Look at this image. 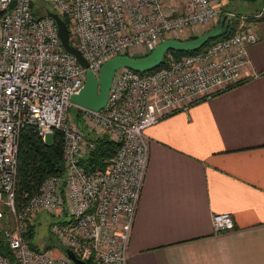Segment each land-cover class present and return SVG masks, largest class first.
<instances>
[{
    "label": "built area",
    "instance_id": "built-area-1",
    "mask_svg": "<svg viewBox=\"0 0 264 264\" xmlns=\"http://www.w3.org/2000/svg\"><path fill=\"white\" fill-rule=\"evenodd\" d=\"M38 1L68 21L70 45L85 68L63 50L46 12L33 15L31 6ZM218 14L210 0H0V235L11 253V259L0 255V264H68L52 255L54 249L29 247L27 230L42 212L56 219L48 234L76 259L127 264L148 161L145 130L243 81L246 49L257 37L240 28L201 51L168 56L166 67L146 74L119 68L98 111L74 105L70 97L82 88L86 72L97 77L111 57L146 55L187 30L210 29ZM69 109L83 128L117 143L104 171L87 173L78 165L92 145ZM26 127L43 143L60 135L63 170L60 177H45L17 209V147ZM232 228L229 214L211 217L213 233Z\"/></svg>",
    "mask_w": 264,
    "mask_h": 264
},
{
    "label": "crops",
    "instance_id": "crops-1",
    "mask_svg": "<svg viewBox=\"0 0 264 264\" xmlns=\"http://www.w3.org/2000/svg\"><path fill=\"white\" fill-rule=\"evenodd\" d=\"M245 23L243 81L145 130L127 264H264V21ZM221 213L233 228L216 234Z\"/></svg>",
    "mask_w": 264,
    "mask_h": 264
},
{
    "label": "trees",
    "instance_id": "trees-1",
    "mask_svg": "<svg viewBox=\"0 0 264 264\" xmlns=\"http://www.w3.org/2000/svg\"><path fill=\"white\" fill-rule=\"evenodd\" d=\"M230 1L231 0H226L227 3H230ZM239 1L245 3H252L255 2L256 0H239ZM260 4L262 7H264V0H260ZM45 6L46 5L40 3L39 1L35 5H32L31 9L32 11H35L34 13L32 12L33 15L34 16L37 15L38 17H40L43 16L45 12H50L49 10L46 9ZM221 10H222L221 17L225 16L224 31L222 35L218 38L207 41L206 44L198 51L205 49L206 47L210 46L217 40L227 38L236 31V27L238 23H240V21L238 22V17L229 18L228 17L229 11H227L224 7H222ZM61 20L65 23L67 29L69 30L68 21L64 17L61 18ZM259 20L264 21V16H261ZM217 24L218 21L212 27L216 26ZM194 38L195 37L187 38L185 40H190ZM69 42L70 44L72 43L70 31H69ZM191 53L192 52L174 53L168 51L164 54L162 62L157 67V69L166 67L168 65V56L172 58H178L180 56L189 55ZM142 56L144 55H131L130 57L138 58ZM138 74H146V73H138ZM73 119L76 122L77 126L80 128L86 142L92 145V148L85 154V156L79 159L78 165L87 173H92L94 171H104L109 163V160L114 156V153L117 148V143L109 140L103 134H94V133L90 134L84 131V128L82 125H80V122L77 119V116L74 114V111H73ZM61 156H62V140L58 133H54L51 136L50 143L47 142L43 143L39 140L35 131L30 127H26L20 132L18 138V147H17L16 182L14 189L15 203L17 209L20 208L22 205H24V203L29 197H31L34 193H36L40 183L45 177L49 175H55L59 177L62 176V173L57 172V167L62 162ZM34 227L35 225L28 228L26 233V238L28 239V245L30 248L39 249L37 248V246L31 243V239L34 233L33 231ZM48 242L51 244H48L46 247H44V250L54 249V246L52 244L53 242L54 244L57 243L50 235ZM66 251L68 250L66 249ZM0 255L7 257L8 259H11V253L9 252L8 248L2 241L1 235H0ZM78 261L81 264H94L91 259H87L83 261L78 260Z\"/></svg>",
    "mask_w": 264,
    "mask_h": 264
},
{
    "label": "water",
    "instance_id": "water-1",
    "mask_svg": "<svg viewBox=\"0 0 264 264\" xmlns=\"http://www.w3.org/2000/svg\"><path fill=\"white\" fill-rule=\"evenodd\" d=\"M45 15L52 19L56 27L57 38L63 50L72 55L77 63L83 68L86 63L79 52L69 43V31L65 23L52 12H46ZM225 16H222L218 24L211 29L206 30L198 37L190 40L166 39L161 41L148 54L133 58L128 55H116L106 60L99 68L97 77L91 72H86L82 88L77 95L70 97V102L93 111L102 109L106 102L107 91L109 89L114 72L119 68H126L136 73H147L155 70L162 62L166 52L187 53L196 52L201 49L207 41L218 38L224 31ZM63 163L57 167V172L61 173ZM67 258L72 264H81L70 251H66Z\"/></svg>",
    "mask_w": 264,
    "mask_h": 264
},
{
    "label": "rangeland",
    "instance_id": "rangeland-1",
    "mask_svg": "<svg viewBox=\"0 0 264 264\" xmlns=\"http://www.w3.org/2000/svg\"><path fill=\"white\" fill-rule=\"evenodd\" d=\"M224 4H219V1L215 2L213 0H210L211 7L214 9L219 10V19L221 18V8L224 7L227 11H229L228 17L233 18V17H238V22L240 19H243L241 21V24L238 23L236 27V31H238L240 28L243 29V25H245L246 21H258L261 16H264V7H260V0H256L255 2L252 3H245V2H240L239 0H231L230 3H227L226 0H222ZM47 10H50V6L46 5L45 6ZM261 9V10H259ZM246 20V21H245ZM207 26H199L193 28L191 31L187 30L178 37V40H185L187 38H192V37H198L202 33H204L206 30ZM235 31V32H236ZM72 41V40H71ZM70 116L73 118V110H69ZM81 125V123H80ZM84 131L93 134V131H89L84 127ZM51 137L48 136L46 137V142L50 143ZM67 219V218H65ZM56 219L54 217L48 216L46 213L42 212L40 215H38L36 221H35V227L33 228V237L31 239V243L39 249H44L48 244H51L48 242L49 239V234H48V224L50 222L55 221ZM54 246L53 250V256L58 258V257H63L68 261V264H72L71 261L67 258L66 255V249L63 246L57 245V244H52Z\"/></svg>",
    "mask_w": 264,
    "mask_h": 264
}]
</instances>
